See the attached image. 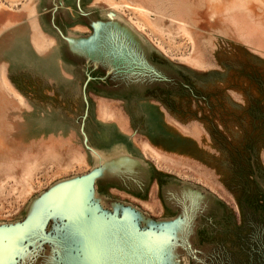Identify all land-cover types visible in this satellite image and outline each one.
<instances>
[{"label": "rangeland", "instance_id": "1", "mask_svg": "<svg viewBox=\"0 0 264 264\" xmlns=\"http://www.w3.org/2000/svg\"><path fill=\"white\" fill-rule=\"evenodd\" d=\"M30 1L0 0V264H264V0H117L146 34L44 0L67 74L26 58Z\"/></svg>", "mask_w": 264, "mask_h": 264}, {"label": "bare ground", "instance_id": "2", "mask_svg": "<svg viewBox=\"0 0 264 264\" xmlns=\"http://www.w3.org/2000/svg\"><path fill=\"white\" fill-rule=\"evenodd\" d=\"M101 0H97L96 1V5H99L98 7L100 8V13H101V15L102 16H109V17H111L112 19H114L115 18V16H121V17H123L127 22H129V24L131 25V26H133V28L136 30V31H138V32H140V33H142V34H146L141 28H142V26L139 24V23H137V22H134L131 18H129V17H126L125 15H124V12L122 11V10H120V7H124V5H123V3L122 2H118L117 0H105L106 2H107V4L106 5H101L100 2ZM43 2H44V0H31L30 1V3L29 4H27V8H26V15L24 14V19L26 18V17H28L29 18V20H30V22L29 23H27V27H28V31H30L29 32V40H30V43L32 44V47L30 48V49H28L27 48V50L29 51V55L28 54H26V58L28 59V60H34V58L35 59H37V60H42V61H45L48 65H49V67H54L55 65H54V63L56 64V65H58V66H60V64H62V62H64V60L61 58V56H60V54H59V51L55 48V46H54V42H53V39L51 38V37H49L48 36V34L45 32V27L43 26V24H41V22H40V12H41V10L43 9ZM79 2V1H78ZM100 2V3H99ZM218 2H220V3H222L223 5H225L226 7H231V6H233L235 3H234V0H218ZM178 3H179V0L177 1V5H178ZM195 3H197V2H195ZM207 3V0H200V1H198V3L197 4H206ZM242 4H246V5H249L248 3H249V1L248 0H242V2H241ZM199 5V6H200ZM217 6V5H216ZM215 8H217V7H215ZM215 8L213 9V10H211L212 11V13L214 14L216 11H215ZM110 10H116L117 11V15H113L112 13H110ZM2 12H5V13H8V14H10V15H12V13H16L14 10H5L4 8H3V6L1 5V2H0V15H1V13ZM5 13H3V14H5ZM228 14V13H227ZM212 15V14H211ZM177 18V17H176ZM196 18H198L197 17V14H193V15H191L190 16V19H192V21H194ZM234 19V18H233ZM244 19V18H243ZM242 19V21H244ZM247 20V19H246ZM240 22V21H239ZM245 22V21H244ZM199 23H201L200 21H199ZM199 23H193V25L195 26V27H197L198 28V30H202V25H200ZM214 23H216V22H214ZM237 23V22H236ZM14 24H16V22H13V21H10L9 23H4L3 24V26L5 27V28H7V29H9V27H11V26H13ZM239 26H240V23H237ZM236 24V25H237ZM246 24H248V23H246ZM262 24V23H261ZM215 24H211V25H209V29H213V26H214ZM258 25V27L257 28H259V26H260V23H258L257 24ZM2 26V27H3ZM244 26V25H243ZM242 26V27H243ZM248 26V25H247ZM254 26L256 27V25L254 24ZM221 28H219V30H221V31H229L228 30V28H227V24H224L223 26H220ZM245 27V26H244ZM248 27H251V25H249ZM247 27V28H248ZM252 27H253V25H252ZM261 28H262V26H260ZM77 29V28H76ZM243 29V28H242ZM241 29V30H242ZM255 29V28H254ZM253 29V30H254ZM213 30H215V28L213 29ZM218 30V29H217ZM253 30H249V31H253ZM258 30V29H257ZM256 30V31H257ZM246 41V43H248L249 44V39L248 40H245ZM255 43V41H253V46H256L257 48H262L264 45L262 44V45H260V43H258V44H254ZM247 44V45H248ZM250 46H251V44H249ZM52 52V53H51ZM195 62H197V64L199 63V62H201L202 64H203V68L202 69H199V68H197L195 65ZM208 62V61H207ZM204 63H205V61H204V59L203 58H201L200 56L199 57H197L196 59H195V61L194 62H192V66H193V69H195V70H197V71H207V70H209L210 68H207V67H204ZM209 65H210V63H209ZM60 68H61V70H62V72H64L65 74H67V71L66 70H69L68 69V67H66V70L62 67V66H60ZM1 73V76L3 75V82L2 83H5V84H7L8 82H7V80H5L4 79V74L2 73V72H0ZM19 102L23 105V106H26L27 108H30V106H29V104L24 100V98H20L19 99ZM5 101L4 100H0V106L3 108V110H6L7 109V107H5ZM7 117V116H6ZM6 117H4V118H6ZM5 122V121H4ZM63 135H62V138L64 139V138H66L67 137V135L66 134H64V133H62ZM53 136V135H52ZM1 137H3L1 134H0V141H2V138ZM4 139V138H3ZM121 152V151H120ZM99 153H100V156L102 157L101 158V160L107 165V163L108 162H110V161H112V162H117V160L116 159H122V155H116V157H115V155L113 156V157H115L114 159L113 158H111V157H106V156H104L103 155V153H102V151L101 150H99ZM113 153V152H112ZM122 154L124 155V154H127L126 152H124V151H122ZM120 160H118V161H120ZM96 171V170H95ZM134 172V170H132V173ZM97 174V173H96ZM96 174L94 173V171H93V173H91V174H89V175H86L87 177H84V178H78V179H76V180H78V181H83L82 182V185H85V184H87V182H88V185L90 186V188L89 189H91L92 188V181L95 179V176H96ZM129 175H134V176H129ZM125 174V176H122L125 180L126 179H128V180H130L132 183H135V184H139V183H141L142 182V180L144 179L143 178V176L140 174V173H134V174ZM115 176V175H114ZM75 180V181H76ZM72 182L71 181H66L65 183H61V185H64L63 187H59L60 185H56L57 187H59V189H62V188H65V187H67V186H69L70 184H71ZM76 183H78V182H76ZM87 185V186H88ZM28 193H31V189H29V191H28ZM88 195V196H90V195H94L93 193H92V191H91V193L90 192H88V190L86 189V190H84L82 193H81V196H83L84 197V195Z\"/></svg>", "mask_w": 264, "mask_h": 264}]
</instances>
